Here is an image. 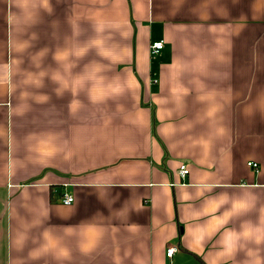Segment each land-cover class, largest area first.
<instances>
[{
    "label": "crops",
    "instance_id": "0c3cea01",
    "mask_svg": "<svg viewBox=\"0 0 264 264\" xmlns=\"http://www.w3.org/2000/svg\"><path fill=\"white\" fill-rule=\"evenodd\" d=\"M0 264H264V0H0Z\"/></svg>",
    "mask_w": 264,
    "mask_h": 264
},
{
    "label": "built area",
    "instance_id": "2783aa9c",
    "mask_svg": "<svg viewBox=\"0 0 264 264\" xmlns=\"http://www.w3.org/2000/svg\"><path fill=\"white\" fill-rule=\"evenodd\" d=\"M163 47H164V43L163 42H155V43H153L151 45V53L153 55L158 54L163 49ZM248 166L249 167H252V168H254L256 170L258 169V164L253 163V162L248 163ZM179 173H180V175L182 177H186L189 174L188 167L186 165L181 166ZM62 202H63L64 205H67V206L73 204V202H74L73 195L65 192L63 194V197H62ZM178 251H179L178 250V247H176V246H170L167 249L166 255H167L168 258L172 259L174 257V255Z\"/></svg>",
    "mask_w": 264,
    "mask_h": 264
}]
</instances>
